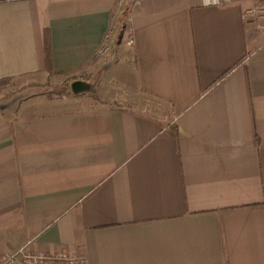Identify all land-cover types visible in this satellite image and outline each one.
Wrapping results in <instances>:
<instances>
[{
	"label": "crops",
	"instance_id": "0c3cea01",
	"mask_svg": "<svg viewBox=\"0 0 264 264\" xmlns=\"http://www.w3.org/2000/svg\"><path fill=\"white\" fill-rule=\"evenodd\" d=\"M250 8L264 0H0V80L47 73L48 35L50 78L74 95L114 82L96 107L39 95L0 116V258L264 264V18Z\"/></svg>",
	"mask_w": 264,
	"mask_h": 264
},
{
	"label": "rangeland",
	"instance_id": "374dc122",
	"mask_svg": "<svg viewBox=\"0 0 264 264\" xmlns=\"http://www.w3.org/2000/svg\"><path fill=\"white\" fill-rule=\"evenodd\" d=\"M116 23L112 24V29L110 31V38L105 41V48L106 53H104L103 57H109L113 47L114 41L116 38ZM118 29V27H117ZM49 73V72H47ZM47 73L36 74V75H24L16 78H12L11 80L7 81L6 83L0 84V116H7L6 113L12 114L11 110H15L25 101L27 98L35 97L36 96H43V99L46 98L50 100L62 99L64 100L66 97H75L76 99H80L79 104L72 103V102H49L42 105L46 109H53L57 110V106L59 107H76L77 108H84L88 106H99L101 99L100 94L96 88H100V84L103 85H111L114 84L113 80L110 76H106L105 79L101 76L96 75L95 78L92 80L93 82L90 83V87L93 89L90 93H83L79 95H74L71 91L70 84L61 83L58 79L50 78V75ZM99 85H98V84ZM42 101V100H41ZM40 101V103H41ZM158 108L161 110L163 108H168L167 104L162 102H157ZM11 111V112H10ZM16 112V111H15Z\"/></svg>",
	"mask_w": 264,
	"mask_h": 264
},
{
	"label": "built area",
	"instance_id": "2783aa9c",
	"mask_svg": "<svg viewBox=\"0 0 264 264\" xmlns=\"http://www.w3.org/2000/svg\"><path fill=\"white\" fill-rule=\"evenodd\" d=\"M204 4L206 5H226L231 0H203ZM258 18L263 19L264 18V9L262 8H250L246 10L244 14V18ZM111 31V30H110ZM110 31L108 32V35L105 39V41L110 38ZM133 40L130 39L129 43H132ZM107 48H105V43L102 45L101 49L99 50L98 54L103 55L106 53ZM47 256L43 255H36L32 252H30L26 247L20 248L12 253L6 254L0 258V264H17L19 262H27V261H36L38 259H44ZM52 257V256H51ZM58 257H68L65 253L59 254Z\"/></svg>",
	"mask_w": 264,
	"mask_h": 264
},
{
	"label": "trees",
	"instance_id": "16d2710c",
	"mask_svg": "<svg viewBox=\"0 0 264 264\" xmlns=\"http://www.w3.org/2000/svg\"><path fill=\"white\" fill-rule=\"evenodd\" d=\"M46 68L48 69L49 74L52 73L51 70V58H50V39L49 36L46 35ZM12 78H4L0 80V84L6 83L7 81L11 80Z\"/></svg>",
	"mask_w": 264,
	"mask_h": 264
},
{
	"label": "water",
	"instance_id": "95a60500",
	"mask_svg": "<svg viewBox=\"0 0 264 264\" xmlns=\"http://www.w3.org/2000/svg\"><path fill=\"white\" fill-rule=\"evenodd\" d=\"M72 87H73L74 92H79V90H85V88H86L85 85H80V84H76V83H74L72 85Z\"/></svg>",
	"mask_w": 264,
	"mask_h": 264
}]
</instances>
